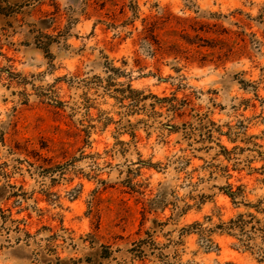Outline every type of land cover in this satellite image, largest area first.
I'll return each instance as SVG.
<instances>
[{
  "label": "rangeland",
  "instance_id": "obj_1",
  "mask_svg": "<svg viewBox=\"0 0 264 264\" xmlns=\"http://www.w3.org/2000/svg\"><path fill=\"white\" fill-rule=\"evenodd\" d=\"M0 9V264H264V0Z\"/></svg>",
  "mask_w": 264,
  "mask_h": 264
},
{
  "label": "trees",
  "instance_id": "obj_2",
  "mask_svg": "<svg viewBox=\"0 0 264 264\" xmlns=\"http://www.w3.org/2000/svg\"><path fill=\"white\" fill-rule=\"evenodd\" d=\"M0 13H3V10L2 9H0ZM229 195L232 196V193H230ZM231 223H232V221H231Z\"/></svg>",
  "mask_w": 264,
  "mask_h": 264
}]
</instances>
